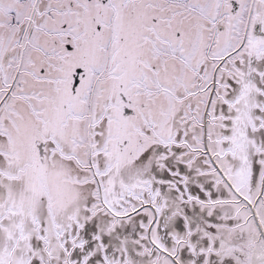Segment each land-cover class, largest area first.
Segmentation results:
<instances>
[{
	"label": "snow or ice",
	"instance_id": "obj_1",
	"mask_svg": "<svg viewBox=\"0 0 264 264\" xmlns=\"http://www.w3.org/2000/svg\"><path fill=\"white\" fill-rule=\"evenodd\" d=\"M0 264H264V0H0Z\"/></svg>",
	"mask_w": 264,
	"mask_h": 264
}]
</instances>
